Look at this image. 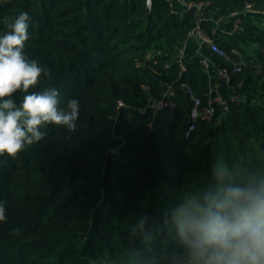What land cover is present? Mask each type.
I'll use <instances>...</instances> for the list:
<instances>
[{
	"label": "trees",
	"instance_id": "16d2710c",
	"mask_svg": "<svg viewBox=\"0 0 264 264\" xmlns=\"http://www.w3.org/2000/svg\"><path fill=\"white\" fill-rule=\"evenodd\" d=\"M150 1L147 15L148 0H0V37L12 31L6 17L27 12L23 53L47 70L13 94L17 105L49 88L58 107L80 104L75 131L43 125L44 139L0 155V264H187L181 210L264 185V0ZM234 15L237 28L220 30ZM198 26L244 98L185 137L183 85L203 105L213 85L198 62H178ZM167 85L175 107L149 109Z\"/></svg>",
	"mask_w": 264,
	"mask_h": 264
},
{
	"label": "clouds",
	"instance_id": "9594fccd",
	"mask_svg": "<svg viewBox=\"0 0 264 264\" xmlns=\"http://www.w3.org/2000/svg\"><path fill=\"white\" fill-rule=\"evenodd\" d=\"M5 18L12 31L0 37V155L15 158L26 145L47 135V124L75 131L80 114L77 99L60 108L59 91L49 88L33 92L17 105V91L28 93L39 83L42 69L24 53L31 17L22 12L14 23ZM5 201H0V222H7ZM179 235L186 246L187 264H264V185L229 187L222 198L195 213L182 209Z\"/></svg>",
	"mask_w": 264,
	"mask_h": 264
},
{
	"label": "built area",
	"instance_id": "2783aa9c",
	"mask_svg": "<svg viewBox=\"0 0 264 264\" xmlns=\"http://www.w3.org/2000/svg\"><path fill=\"white\" fill-rule=\"evenodd\" d=\"M167 2L170 3V5L174 6L176 3H180L179 0H166ZM250 13H254V11H248ZM239 20H236L234 29L237 28V23ZM190 37H197L201 44L204 46H207L210 50V52L217 57L223 58V59H228V56L226 52L221 49L219 46L215 44V42L204 35L200 29V27H196L191 33ZM188 40L179 48L178 51V62H180L181 65V70L185 71L184 67V56H185V51L187 47ZM203 69L206 71L208 70L211 65L209 62L202 58L198 62ZM242 64L241 62L236 63L232 72L236 73L241 70ZM215 71H216V76L217 78L226 83L228 88H229V94L227 96L221 94L217 90L213 89V85L211 87L209 97L207 99V102L205 105L202 104L201 100L195 96L193 90L186 84L183 85V89L185 93L188 94L190 100H191V106L189 109V125L187 127V130L185 131V137H188L191 132H193L196 128V125L199 121L205 122L206 124H212L216 123V117L217 113L221 114L222 116H226L228 114V111L230 109L231 104H238L243 101V94L240 92V83L237 84L235 87H231L229 85V80H230V73L227 69L219 67L217 64L215 65ZM171 86L167 85L166 89L162 95L161 99H149L147 106L149 109L153 110L154 112H158L164 109H173L175 107V101L171 97ZM121 105V104H120Z\"/></svg>",
	"mask_w": 264,
	"mask_h": 264
},
{
	"label": "crops",
	"instance_id": "0c3cea01",
	"mask_svg": "<svg viewBox=\"0 0 264 264\" xmlns=\"http://www.w3.org/2000/svg\"><path fill=\"white\" fill-rule=\"evenodd\" d=\"M175 5H178L176 3ZM240 15H234L229 20L232 22H236L237 19H239ZM226 23L220 22L219 28L222 30L223 25ZM223 31V30H222ZM225 32V31H223ZM202 58L206 59L211 67L206 70L209 77L213 80V89L217 90L221 94L227 96L229 94V88L226 83L220 81L216 76L215 71V61H214V54H212L207 46H204L201 44L200 40L197 37H190L187 43L185 56H184V62H199ZM221 120V114L220 111L217 113L216 117V123H218Z\"/></svg>",
	"mask_w": 264,
	"mask_h": 264
},
{
	"label": "rangeland",
	"instance_id": "374dc122",
	"mask_svg": "<svg viewBox=\"0 0 264 264\" xmlns=\"http://www.w3.org/2000/svg\"><path fill=\"white\" fill-rule=\"evenodd\" d=\"M224 23H226L225 25H223L222 27V30L227 32V33H232L234 31V25H235V22L231 21V20H226V21H222Z\"/></svg>",
	"mask_w": 264,
	"mask_h": 264
},
{
	"label": "water",
	"instance_id": "95a60500",
	"mask_svg": "<svg viewBox=\"0 0 264 264\" xmlns=\"http://www.w3.org/2000/svg\"><path fill=\"white\" fill-rule=\"evenodd\" d=\"M150 10H151V1L148 0V5H147V15L149 14Z\"/></svg>",
	"mask_w": 264,
	"mask_h": 264
}]
</instances>
